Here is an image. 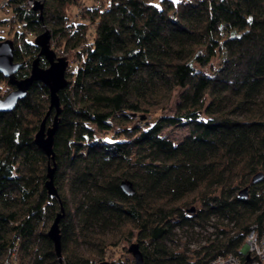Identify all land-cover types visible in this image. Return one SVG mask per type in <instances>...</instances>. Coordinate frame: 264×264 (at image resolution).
<instances>
[{
	"label": "trees",
	"instance_id": "16d2710c",
	"mask_svg": "<svg viewBox=\"0 0 264 264\" xmlns=\"http://www.w3.org/2000/svg\"><path fill=\"white\" fill-rule=\"evenodd\" d=\"M34 2L0 0L13 11L0 40L13 39L19 78L46 28L67 52L53 144L61 203L45 186L53 162L35 143L50 105L36 81L0 112V264H59L47 232L61 204L65 264H101L133 237L145 264H205L261 232L264 0H43L42 12ZM73 6L86 22L70 19ZM13 88L0 72V99ZM179 125L188 130L179 142L163 134ZM195 225L216 233L189 253L176 230Z\"/></svg>",
	"mask_w": 264,
	"mask_h": 264
},
{
	"label": "water",
	"instance_id": "95a60500",
	"mask_svg": "<svg viewBox=\"0 0 264 264\" xmlns=\"http://www.w3.org/2000/svg\"><path fill=\"white\" fill-rule=\"evenodd\" d=\"M44 4L41 0H35L34 9L42 12ZM35 44L40 47L38 57L33 61L30 75L24 78H19L17 72L21 67V62L15 60V44L13 39L7 38L0 40V72L8 79V82L14 87L9 93L0 99V112H8L13 110L20 99L25 97L36 81L43 82L50 91V105L47 115L40 124V127L35 135V143L46 153L52 160L53 164L49 162L47 168V181L45 183L48 192L52 196H57L59 202L61 200L58 191L54 184V176L56 172L55 152L53 149L54 136L56 134L59 117L62 111L59 93L66 88L68 79L66 71L69 66V59L66 56L57 55L56 51L51 47V31L45 29L42 33L35 37ZM44 57L49 65L42 67L40 65V58ZM55 114L53 121L47 125V117L51 111ZM135 114V113H134ZM136 115V114H135ZM262 173L257 174L254 180L259 179ZM122 189L125 193L132 195L135 192L134 185L130 180H123L121 183ZM248 187H244L240 191L241 196H246ZM195 208H192L194 211ZM65 214L64 207L61 204L60 211L57 213L53 223L48 229V236L53 241L55 253L57 255L59 264L64 263L61 243V228L60 222ZM128 251L132 254L134 260L132 264H145L144 253L141 250L139 242H132ZM104 261L101 264H107Z\"/></svg>",
	"mask_w": 264,
	"mask_h": 264
},
{
	"label": "rangeland",
	"instance_id": "374dc122",
	"mask_svg": "<svg viewBox=\"0 0 264 264\" xmlns=\"http://www.w3.org/2000/svg\"><path fill=\"white\" fill-rule=\"evenodd\" d=\"M43 3V0H41ZM104 0H83V3L85 5H102ZM83 10L82 8H78L76 6H73L69 11L70 19L78 22V21H84L86 22V19L83 17ZM13 15L12 9H1L0 10V34L4 35L2 30H4L5 27L2 26L1 21L9 20L11 16ZM93 26V25H92ZM2 28V29H1ZM91 32L89 33V38L93 36V28H90ZM10 38V37H9ZM59 45L58 39L55 37L51 38V47L56 51L57 55L59 56H65L67 52L63 51L61 47H58ZM47 67V66H46ZM176 101V97L173 99V102ZM188 130L185 126H172L163 132V134L169 136L171 139H173L176 143L182 140V138L187 134ZM198 206V204H192ZM177 236L176 238L180 241L181 249L188 248L189 253L192 252V250L199 249L200 245L205 244L209 238H214L215 235L213 233H216V229L212 225L207 226H201V225H195L194 228H190L188 226L184 228H178L176 230ZM132 242H139L136 240V238H132L130 240L121 239L120 244L118 247L114 249H109L106 253V257L104 258V261H110L113 259H119V258H129L131 261L134 260L132 254L128 251V247Z\"/></svg>",
	"mask_w": 264,
	"mask_h": 264
},
{
	"label": "built area",
	"instance_id": "2783aa9c",
	"mask_svg": "<svg viewBox=\"0 0 264 264\" xmlns=\"http://www.w3.org/2000/svg\"><path fill=\"white\" fill-rule=\"evenodd\" d=\"M205 264H264V228L250 231L238 252L219 254Z\"/></svg>",
	"mask_w": 264,
	"mask_h": 264
}]
</instances>
